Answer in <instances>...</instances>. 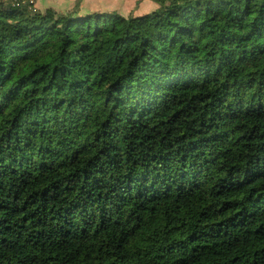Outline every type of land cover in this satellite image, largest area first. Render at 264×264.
Returning <instances> with one entry per match:
<instances>
[{
	"label": "trees",
	"instance_id": "1",
	"mask_svg": "<svg viewBox=\"0 0 264 264\" xmlns=\"http://www.w3.org/2000/svg\"><path fill=\"white\" fill-rule=\"evenodd\" d=\"M150 1L0 0V264H264V0Z\"/></svg>",
	"mask_w": 264,
	"mask_h": 264
},
{
	"label": "rangeland",
	"instance_id": "2",
	"mask_svg": "<svg viewBox=\"0 0 264 264\" xmlns=\"http://www.w3.org/2000/svg\"><path fill=\"white\" fill-rule=\"evenodd\" d=\"M68 2L69 0H33L32 8L43 11L53 7L60 13L76 11L79 14L117 11L125 17L143 15L156 8L150 0H75L72 6Z\"/></svg>",
	"mask_w": 264,
	"mask_h": 264
},
{
	"label": "built area",
	"instance_id": "3",
	"mask_svg": "<svg viewBox=\"0 0 264 264\" xmlns=\"http://www.w3.org/2000/svg\"><path fill=\"white\" fill-rule=\"evenodd\" d=\"M11 3L12 6L20 7V6H32L33 0H6Z\"/></svg>",
	"mask_w": 264,
	"mask_h": 264
},
{
	"label": "crops",
	"instance_id": "4",
	"mask_svg": "<svg viewBox=\"0 0 264 264\" xmlns=\"http://www.w3.org/2000/svg\"><path fill=\"white\" fill-rule=\"evenodd\" d=\"M75 0H69V2L67 4H70L72 6V4L74 3ZM94 2V0H92ZM62 2V1H61ZM77 2H79V0H77ZM78 4V3H77ZM53 8V7H50Z\"/></svg>",
	"mask_w": 264,
	"mask_h": 264
}]
</instances>
